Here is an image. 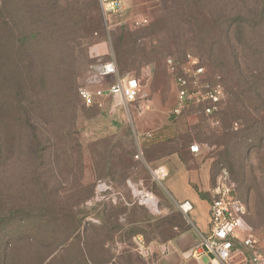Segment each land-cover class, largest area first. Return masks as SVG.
<instances>
[{
  "label": "rangeland",
  "instance_id": "obj_1",
  "mask_svg": "<svg viewBox=\"0 0 264 264\" xmlns=\"http://www.w3.org/2000/svg\"><path fill=\"white\" fill-rule=\"evenodd\" d=\"M33 1L39 7L49 4ZM58 1L63 7L76 2L87 14L85 22L64 9L62 17L27 19L24 0H11L21 15L12 30L4 26L0 35V70L9 78L4 85L9 92L0 94V264H150L148 245L168 241L189 220L163 193L164 181H152L148 167L163 163L159 159L175 150L184 159L192 144L199 147L193 164L206 182L202 194H212L225 170L248 206L245 223L262 236L264 205L257 196L264 195V142L243 137L247 119L225 121L221 114L227 96V60L221 57L235 52L222 42L221 56L211 57L193 37L216 25L212 18L219 25L230 22L242 10L241 0H127L108 36L102 25L83 33L86 22L94 25L102 19L96 1ZM138 17L147 24L135 27L132 20ZM29 29L42 38L22 48L16 41ZM117 38L119 70L128 74L123 78L138 80L139 94L127 105L126 126L112 131L106 117L101 121L95 108L83 104L78 89L88 86L95 62L92 47L101 44L94 52H107L102 59L110 54L115 61ZM23 52L24 64L19 59ZM187 54L197 57L207 78L223 87L225 97L214 115L194 106L178 117L171 113L175 92L165 61L171 58L182 66ZM210 71L220 80L209 76ZM257 82L249 109L255 121L264 113V81ZM144 106L165 112L178 131L166 145L148 143L144 156L136 159L138 137L131 119ZM150 197L156 212L145 202Z\"/></svg>",
  "mask_w": 264,
  "mask_h": 264
},
{
  "label": "built area",
  "instance_id": "obj_2",
  "mask_svg": "<svg viewBox=\"0 0 264 264\" xmlns=\"http://www.w3.org/2000/svg\"><path fill=\"white\" fill-rule=\"evenodd\" d=\"M94 1L100 7L103 29L108 36L124 13L127 0ZM132 23L135 27L145 26L147 19L134 18ZM100 45L92 47L95 62L90 66L88 86L78 89V97L86 107L92 106L94 97L105 95L120 98L126 105L135 102L139 94V82L133 77L117 78L111 85L102 86L104 79L117 76L118 72L110 54L108 60H103V54L94 52ZM165 68L172 79L175 92V105L171 112L174 117L182 115L193 106L201 107L206 116L219 111L225 97L223 87L207 78L205 67L197 57L187 54L182 66L167 58ZM89 86H94L95 89L91 91L88 89ZM234 126L236 127V124ZM189 152L197 155L198 145H190ZM135 158H142L139 150ZM149 173L152 181L159 185H162L167 177V169L163 165L149 169ZM177 208L181 214L187 216L193 206L190 202L183 201L177 204ZM247 214L246 205L238 198L234 184L230 181L228 173L223 170L212 192L207 231L200 235L194 251L210 255L212 258L210 264H264V234L257 235L245 223ZM137 242L141 248L140 240ZM145 257H150L149 251Z\"/></svg>",
  "mask_w": 264,
  "mask_h": 264
},
{
  "label": "trees",
  "instance_id": "obj_3",
  "mask_svg": "<svg viewBox=\"0 0 264 264\" xmlns=\"http://www.w3.org/2000/svg\"><path fill=\"white\" fill-rule=\"evenodd\" d=\"M5 1L7 2L4 3ZM199 1L201 2V0ZM245 1L247 2L245 3L244 0H241L243 8L230 22L224 21L219 25L217 21L212 18L213 21L216 22L217 26H208L206 30L202 28V30L195 32L193 37L199 48L208 53L211 57L216 55L221 56L220 53L222 52V47L220 43L222 42H226L231 51L236 53H234V55L226 54V57H221V59L227 60L226 68L224 67L225 65H221L225 68L224 74L227 82L226 102L221 114H223V119L225 121H231L235 118L247 119L245 127L242 130L243 137L247 140L254 136L262 143L264 142V113L259 121H255L252 119L249 109L252 107V103L254 102L252 95L253 88L257 87V85L259 86L260 82L257 81H262L261 83L264 81L262 79L264 73V0ZM47 2L49 4L45 5L46 7H39L33 0H24V16L27 19H39L40 17L43 19L46 15L51 17H62L63 14L60 15V12L64 9L63 11L65 13L69 12V15L76 18L77 21L81 17V23L85 22L87 14L83 13L81 8L77 7L76 2L65 4V7L60 5L58 0H47ZM197 5L198 3L194 4L195 7H197ZM20 12L21 11L16 10V6L14 3H11V0H0V35L3 36V32L5 30L3 28L4 26L7 29L12 30V28L16 25L17 17L21 15L18 14ZM4 18L7 19L6 24H4ZM205 24H207V22ZM100 25H102L103 28L102 19H98V24L94 25L86 22L85 25H83L84 35H89L94 28H97ZM57 31L64 33L63 28H60ZM70 31L71 30L65 34H68ZM38 36H40L39 38H42V34L40 32L29 29L25 36H20L16 42L20 43V47L22 46V48H26L28 47V43H36ZM120 41L121 38H117V43L113 44V54L115 56L114 62L116 64L118 76L123 78L128 76V74L121 73L119 70L121 54V49L119 47ZM237 45L240 52L237 51ZM2 46L3 45L0 39V49ZM2 51L0 50V52ZM24 55L25 54L23 52L22 57L19 56V59L23 64L27 62ZM208 75L215 78L219 77L218 79L220 80V76L211 71ZM8 83L9 78H7V75L1 74L0 70V94L1 92L4 94L9 92V89L4 86ZM38 85L39 84H37V86ZM261 85L262 84H260V86ZM253 109L255 111L257 107ZM258 109L260 108L258 107ZM259 197H263L264 205V195L261 196L259 192L257 198ZM246 207L248 211V206L246 205ZM208 256L211 260V256Z\"/></svg>",
  "mask_w": 264,
  "mask_h": 264
},
{
  "label": "crops",
  "instance_id": "obj_4",
  "mask_svg": "<svg viewBox=\"0 0 264 264\" xmlns=\"http://www.w3.org/2000/svg\"><path fill=\"white\" fill-rule=\"evenodd\" d=\"M106 53L102 54L105 56ZM117 78L120 77L117 75L104 79L102 86L111 85ZM88 89L92 91L95 87L89 86ZM90 107L95 108V111L101 117V121L102 117H106L103 121L109 122L112 126V131H117L119 128L126 126L127 117L125 114L127 105L120 98L108 95L94 97V102ZM144 107L146 109L138 107L140 112L138 111L137 115L131 119L132 127L138 137V150L142 157L144 156L143 150H147L150 144L166 145L169 137L174 136L178 131L175 130L176 124L173 123V120L167 119L165 112L149 109L148 106ZM148 143L150 144L148 145ZM194 156V154L187 152L186 157L183 159L179 156L178 151L175 150L171 152L169 157H161L159 159L163 163L158 165H163L167 169V177L163 183V193L175 204L177 210V204L183 201L190 202L193 209L187 215L189 220L188 227L163 244L156 242L148 245L150 264L210 263V257L207 254L194 251L200 235L207 231L208 210L212 199V194H202L201 188H205L206 182L202 176H199V170L193 164ZM151 163L152 165L155 164L154 162ZM158 165L148 167V170ZM151 196L158 202L163 199L161 196H157V198L153 194ZM205 257H207V262L204 260Z\"/></svg>",
  "mask_w": 264,
  "mask_h": 264
},
{
  "label": "bare ground",
  "instance_id": "obj_5",
  "mask_svg": "<svg viewBox=\"0 0 264 264\" xmlns=\"http://www.w3.org/2000/svg\"><path fill=\"white\" fill-rule=\"evenodd\" d=\"M102 187H103V186H99V187H98L100 191L102 190ZM152 201H153V199H152L151 197H150V198H147V199L145 200V202H146L147 204H149V205L152 207L153 211L156 212L157 209H156V207H155L154 202H152Z\"/></svg>",
  "mask_w": 264,
  "mask_h": 264
}]
</instances>
